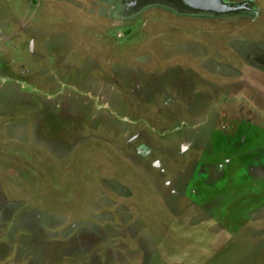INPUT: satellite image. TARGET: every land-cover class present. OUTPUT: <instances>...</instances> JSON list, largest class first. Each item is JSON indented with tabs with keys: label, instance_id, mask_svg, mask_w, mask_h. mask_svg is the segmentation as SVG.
Returning a JSON list of instances; mask_svg holds the SVG:
<instances>
[{
	"label": "rangeland",
	"instance_id": "obj_1",
	"mask_svg": "<svg viewBox=\"0 0 264 264\" xmlns=\"http://www.w3.org/2000/svg\"><path fill=\"white\" fill-rule=\"evenodd\" d=\"M116 1L0 0V264H264V0Z\"/></svg>",
	"mask_w": 264,
	"mask_h": 264
},
{
	"label": "flooded vegetation",
	"instance_id": "obj_2",
	"mask_svg": "<svg viewBox=\"0 0 264 264\" xmlns=\"http://www.w3.org/2000/svg\"><path fill=\"white\" fill-rule=\"evenodd\" d=\"M222 4L228 5L229 7H241L242 9H244L247 13L250 14H257V10L258 8H256L255 6V2L253 0H251L250 2H248L246 5H242V4H238V3H231L234 1H226V0H217ZM117 3H115L117 7V9L119 8V12L118 14L121 15V19L124 21L125 15H129V13L134 12L137 10H140V8L143 6H155L160 4L161 2L164 4H169V5H174V4H178L182 7H184L185 9H187L190 13H188L189 15H191L194 12H198V11H205L208 14L211 15H215L217 14V16H227L229 14L227 13H222V11H219L215 8L211 9V8H202V7H195L193 6L191 3H189V0H134L133 2H131L130 0H117ZM235 5V6H234ZM239 5V6H236ZM235 12V11H234Z\"/></svg>",
	"mask_w": 264,
	"mask_h": 264
},
{
	"label": "water",
	"instance_id": "obj_3",
	"mask_svg": "<svg viewBox=\"0 0 264 264\" xmlns=\"http://www.w3.org/2000/svg\"><path fill=\"white\" fill-rule=\"evenodd\" d=\"M195 7H202V8H215L219 11H231L237 9V7H229L228 5L222 4L217 0H189Z\"/></svg>",
	"mask_w": 264,
	"mask_h": 264
}]
</instances>
